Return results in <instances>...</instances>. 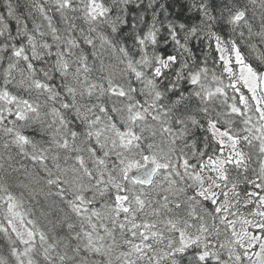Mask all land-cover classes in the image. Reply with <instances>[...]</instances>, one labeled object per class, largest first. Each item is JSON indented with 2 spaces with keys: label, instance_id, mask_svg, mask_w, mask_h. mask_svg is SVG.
I'll list each match as a JSON object with an SVG mask.
<instances>
[{
  "label": "snow or ice",
  "instance_id": "6c2138e0",
  "mask_svg": "<svg viewBox=\"0 0 264 264\" xmlns=\"http://www.w3.org/2000/svg\"><path fill=\"white\" fill-rule=\"evenodd\" d=\"M0 264H264V0H0Z\"/></svg>",
  "mask_w": 264,
  "mask_h": 264
}]
</instances>
